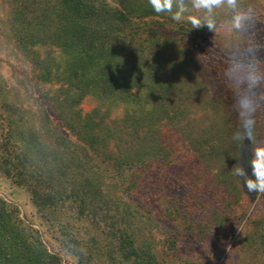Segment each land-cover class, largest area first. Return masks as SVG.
<instances>
[{
    "label": "trees",
    "instance_id": "16d2710c",
    "mask_svg": "<svg viewBox=\"0 0 264 264\" xmlns=\"http://www.w3.org/2000/svg\"><path fill=\"white\" fill-rule=\"evenodd\" d=\"M6 1L13 42L18 53L28 59L34 80L58 86L48 99L52 109L57 110L58 124L45 112L41 114L43 120L30 121L27 112L34 113L9 102L0 84V183L8 180L13 187L24 189L30 205L49 229L56 224V214L63 213L73 223H85L90 231L99 230L106 244L100 245L88 231L89 239L84 245L73 234L74 226L65 221L58 224L62 239H53L57 247L50 252L40 233L22 221L17 207L0 198V264H61L56 251L71 256L74 264H171L158 260L153 252L156 242L142 235L144 225L150 235L159 230L151 231L150 223L130 203L129 192L135 180L128 170L161 176L169 167L198 155L205 161L220 162L223 167L232 165L234 172L241 163L244 136L253 135L254 130L264 132V100L252 95L255 82L245 79L248 75L241 71L260 79L264 59L258 62L251 53L247 64L240 67L237 59L239 67L233 66V61L228 60L226 65L231 66H221L219 71L226 93L243 90L240 88L246 87L242 80L246 81V100L255 109L250 117L255 125L250 131L243 126L249 118L243 108L237 109L232 122L220 107L221 128H211L207 136L194 141L187 138L183 143L187 141L188 148L178 144L172 150L155 149L134 141L132 151L114 155L112 135L104 127L105 116L100 109L106 108L107 114L120 113L119 121L131 117L134 124L154 107L157 99L155 85H160L156 82L162 64L153 66L157 61L153 55L172 39L165 37L161 28L150 25L167 24L177 35L174 40L201 45L200 39L211 32L202 33L207 24L195 32L187 19L178 23L172 14H157L139 0ZM235 9L242 11L240 23L244 19L264 23V0H238ZM234 20L230 24L234 25ZM34 25L38 28L33 33ZM83 101L96 106L80 125L63 117L62 107L74 111ZM75 118L80 120L78 114ZM60 128L68 133L63 134ZM236 134L239 139L234 138ZM248 144L252 148V143ZM245 161L251 163L250 159ZM232 171L222 174L221 184L233 177ZM258 225L260 231L253 234ZM243 234V242L248 247L257 243L264 259V218L261 222L254 217L248 219ZM163 242L173 244L166 237Z\"/></svg>",
    "mask_w": 264,
    "mask_h": 264
},
{
    "label": "rangeland",
    "instance_id": "374dc122",
    "mask_svg": "<svg viewBox=\"0 0 264 264\" xmlns=\"http://www.w3.org/2000/svg\"><path fill=\"white\" fill-rule=\"evenodd\" d=\"M139 1L144 7L152 8L148 0ZM181 3L186 8L183 13L186 21L189 16H196L203 26L211 19L215 28L201 30L204 34L211 32L206 38L203 36L200 39L201 45H193L191 42L179 41L180 39L174 40L177 35L173 30H169L167 24L160 25L157 22L150 25L161 28L165 37L172 39L162 51L151 52L154 53L153 57L157 58L153 66L162 64L156 82L160 85H155L157 99L154 107L141 119L138 118L134 124L131 117L119 121L117 116L120 119L122 117L120 113L107 114L106 108L100 109L99 113L105 116L102 120L104 127L112 135L110 144L114 155L129 153L134 141L152 145L155 149L172 150L178 144L188 148L187 141L183 143L187 138L194 141L207 136L211 128L214 131L217 127L221 128L223 116L221 117L220 107L225 117L234 122L237 109L242 108L241 101L246 99L247 83L242 80L246 88H240L243 90L234 94L224 92L225 84L219 74L220 67L231 66L226 65L228 60L233 61V66L239 67L240 63L241 67L251 59V53L253 57H257L254 58L258 62V59H264V23L261 24L254 19H244L240 23V28H236L229 21L240 16L241 10L229 9L225 5L209 14L204 9L195 8L193 0H176L173 9L177 10ZM8 12L7 1L0 0L2 92L4 91L9 102L17 105L21 110L24 108L34 113L31 115L27 112L32 119L30 121L38 123L43 120L41 114L45 112L54 124H58L57 110L52 109V105L48 103V99L54 96L58 86H50L34 80L28 59L18 53L13 42ZM32 28L34 33L38 27L34 25ZM174 28L178 29L176 26ZM193 30L197 32L196 29ZM237 59H239L238 64ZM241 72L243 75L245 73L248 75L245 79L255 82L252 95L264 100V75L260 79H254L249 71ZM95 106L94 103L83 101L80 109L66 111L60 105L59 110L62 107L63 117L66 120L72 118L75 125H80L81 119H87V115H91L90 110ZM99 113L97 115L100 116ZM75 114L79 115V121L75 118ZM60 131L63 134L68 133L63 128H60ZM263 133L254 130L253 135H245L243 138L244 148L240 153L241 163L237 168L242 167L252 179L254 177L251 163L245 160L252 159L258 145H264ZM71 139L73 140L74 137L71 136ZM248 143H252V148ZM232 168V165L223 167L220 162L205 161L194 155L187 162L169 167L161 176L157 173L147 176L135 170L140 173V178H137L138 172L128 170L131 174L130 178L135 180V186L129 192L130 203L138 210L141 217L150 223L153 228L151 231L155 228L159 230L158 234L154 232L155 235L153 233L150 235L145 232V225L142 227V235L156 242L153 252L158 260L171 264H182L184 261H189L191 264H264V259L259 255L258 244L254 242L248 247L243 242L245 237L243 231L248 219L254 217L261 222L264 218V193H248L244 186V177L237 176L236 170L233 172ZM227 171H232L233 177L221 184V176ZM0 198L17 207L22 221L30 224L40 233L48 251L52 248L56 249L57 245L53 246V239L56 241L62 239L58 224L69 221L66 214H56V224L49 229L44 224L43 217L30 205L24 189L13 187L8 180L0 183ZM58 217H61V220H58ZM69 222L74 226L73 234L80 237L85 245L91 227L85 223ZM255 231L252 233L257 234L260 231L259 225ZM90 232H93L100 245L106 244L99 230ZM165 237L173 242L171 246L163 242ZM257 240L255 237L256 242ZM56 253L61 258V264H74L71 256L68 258L60 252L56 251Z\"/></svg>",
    "mask_w": 264,
    "mask_h": 264
},
{
    "label": "clouds",
    "instance_id": "9594fccd",
    "mask_svg": "<svg viewBox=\"0 0 264 264\" xmlns=\"http://www.w3.org/2000/svg\"><path fill=\"white\" fill-rule=\"evenodd\" d=\"M148 2L155 13H170L172 14L171 18L178 23L182 21L183 13L186 11V8L181 3L178 10L173 12V6L176 3V0H148ZM237 3L238 0H193L195 8L204 9L209 14H211L214 9L225 5L229 9H235L237 7ZM242 19L243 17L236 16L234 20V27L240 28V21ZM188 22L191 23L194 29H199L202 26L201 20L196 16H189ZM207 26L210 30L215 28V24L211 19L207 20ZM241 107L243 108L244 113L249 117L244 120L243 126L246 131H250L255 125L254 119L250 118L255 109L252 107L251 102L246 99L241 101ZM234 138L239 139V134H236ZM251 169L252 176L255 179L249 178L242 167L237 168L235 174L237 176L244 177V186L246 187L248 193H264V145H258L255 148L251 159Z\"/></svg>",
    "mask_w": 264,
    "mask_h": 264
}]
</instances>
